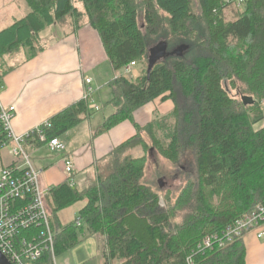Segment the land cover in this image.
<instances>
[{"label": "trees", "instance_id": "obj_1", "mask_svg": "<svg viewBox=\"0 0 264 264\" xmlns=\"http://www.w3.org/2000/svg\"><path fill=\"white\" fill-rule=\"evenodd\" d=\"M25 2L27 16L0 32V61L22 49L28 60L39 55L41 33L64 19L73 20L75 29L91 25L115 73L108 84L113 95L108 106L115 113L96 135L124 122L136 128L133 138L97 164L93 186H72L73 173L47 194L56 255L80 242L85 225L90 236L105 240L106 264H188L191 257L194 264H247L243 239L225 248L196 249L205 237L222 234L264 202V128L254 129L264 120V0H245L242 9L237 0H196L200 15L193 0H153L144 10L146 35L131 0ZM160 11L167 16L168 47L177 42L188 49L159 62L149 77L147 38L160 35ZM132 63H145L134 81L122 74ZM242 96L255 104L245 106ZM159 98L172 101L174 110L138 125L135 113ZM93 115L81 100L50 120L48 136L62 138ZM40 147L34 141L27 151ZM186 150L193 151L197 180L174 201L168 193L162 198V191L144 181L147 159L155 151L178 164ZM80 203L82 226L62 227L59 213Z\"/></svg>", "mask_w": 264, "mask_h": 264}, {"label": "crops", "instance_id": "obj_2", "mask_svg": "<svg viewBox=\"0 0 264 264\" xmlns=\"http://www.w3.org/2000/svg\"><path fill=\"white\" fill-rule=\"evenodd\" d=\"M19 1L26 6L19 3L15 12L28 14L30 9L27 10L25 0ZM19 19L15 18L8 27ZM41 41H46L48 46L42 47V52L32 59L28 60L27 52L22 49L8 53L0 61L4 86L1 99L5 107L16 108L12 126L17 135L27 133L84 100L87 79L92 80L91 86L96 94L97 92L106 94L107 105L113 98L108 84L115 79V73L111 72L112 66L101 37L91 25L75 29L70 20L64 19L45 29L41 33ZM101 66L109 72L107 80L110 81L106 82L98 77ZM111 74L114 75L112 79ZM100 87L101 90L98 89ZM95 103L99 106L96 100ZM108 107H110L106 108L108 114L101 116L96 131L93 122L96 120L95 114L99 111L93 112L94 115L88 121L61 138L67 145L66 153H54L45 146L30 151L33 156L43 152L49 155H52L50 152L53 153V157L43 155L37 162L41 172V186L45 191L49 193L53 188L69 180L70 177L63 173L65 158L73 159L75 173L73 180L76 185L79 174L88 181L89 170H94L97 164L103 162L117 147L136 135V128L130 122H124L106 134L96 135L105 120L115 113L112 106ZM173 110L172 101L159 98L139 109L135 113V121L138 125L145 126L154 119L155 114L166 115ZM5 162L11 164L10 158H6ZM59 223L61 224L60 220ZM262 230L264 232V225ZM243 243L247 250V264H264V236L258 238L256 232H251L243 237ZM100 264H103L102 260Z\"/></svg>", "mask_w": 264, "mask_h": 264}, {"label": "built area", "instance_id": "obj_3", "mask_svg": "<svg viewBox=\"0 0 264 264\" xmlns=\"http://www.w3.org/2000/svg\"><path fill=\"white\" fill-rule=\"evenodd\" d=\"M230 2L231 0H226ZM245 0H237L236 7L242 9ZM136 63L124 69L129 75ZM86 94L89 110L100 111L95 103L92 80H86ZM4 89L0 73V251L11 264H56V232L53 231L50 213L46 203L48 194L41 186V172L32 162L27 148L37 141L51 152L64 154L66 143L61 138L48 136L52 128L47 121L23 135H17L12 126L16 114L14 106L5 107L1 94ZM264 102V101H263ZM10 158L11 164L5 162ZM66 173L74 172L73 159L63 160ZM71 185H75L74 180ZM82 226L81 219L75 222ZM264 202L259 203L247 216L228 226L222 234L205 237L197 246V252H206L215 247L225 248L246 234L256 232L258 238L264 236ZM38 229V232H33ZM188 264H194L192 257Z\"/></svg>", "mask_w": 264, "mask_h": 264}, {"label": "rangeland", "instance_id": "obj_4", "mask_svg": "<svg viewBox=\"0 0 264 264\" xmlns=\"http://www.w3.org/2000/svg\"><path fill=\"white\" fill-rule=\"evenodd\" d=\"M152 1L153 0H131L133 5L137 6L139 9V22L142 27L143 33L145 35L148 32L146 29L144 10L146 8L145 6L151 5ZM19 3L26 6L25 3L23 2L21 3L19 0H14V1L0 0V31L8 27V25H10L15 18L19 19L27 14V12L19 13V14L15 12V8H17ZM27 10L29 11L28 7ZM193 10L197 15H200V10L198 8V4L196 0H193ZM68 20H70L71 24L73 25L74 23L73 20L71 19ZM156 20L158 24L157 30L160 33V35L147 38L148 52L150 51V49L157 46L160 42H167L170 40L169 27L167 26V16L161 11L157 12ZM177 44H178L177 42L174 44L172 43L173 46L172 45L170 46L169 51L173 52L175 50H179L182 46L186 45V44H180V46H176ZM46 46H48L47 42L41 41L40 47L46 48ZM134 68L131 74L127 75L124 71L122 72V74H124V76L129 78L130 80L134 81L138 78L140 74L144 73L145 63L144 64L138 63L137 66ZM111 72L112 74H114L113 69H111ZM112 74H111V79L112 77H114V75ZM98 75L100 79L102 80L104 79L106 82L110 81L107 80L109 77V72L106 69H104V67L102 66L98 71ZM226 87L232 96L237 97V90H233L229 83H226ZM98 89L101 90V87ZM106 97L107 96L105 93L97 92V94L95 95L96 98L95 100L100 106V111L96 113L94 116L96 117V120L93 122L94 131L97 130V126L99 123V119H101V116H104V114L105 115L108 114L106 112V108H110V107H108L107 103L105 102ZM260 103L264 113V102L260 101ZM86 126L88 125L86 124ZM263 128H264L263 121L254 126L255 131H260ZM158 134H159L158 136L161 137L160 133ZM31 154L33 153H30L31 162L37 170H39L38 168L39 165L37 163L39 159L43 155H49L47 152H43L37 156H33ZM50 154L52 155L49 156L53 157V153L50 152ZM63 166H64L63 173L69 178L70 175L66 173L65 165ZM98 173H99L98 168L97 171H95V169L89 170V172L87 173L88 181H85L86 177L84 179L82 175L79 174L76 183V188H78L79 190H84L93 186ZM144 176H145L144 177L145 183L149 187H151L152 190L156 192L158 190L162 191L161 192L162 198L165 197V193H168L171 196L172 201H174L173 198H176L180 195L181 191L185 188L187 183L192 184L193 181L195 182L197 180V167H196L193 151L186 150L182 155V158L180 159L178 164H173L167 161L158 152L156 153L155 151H153L152 154H150L149 158L147 159V166L145 169ZM172 201L171 203H174ZM165 204L167 206L168 203L166 202ZM83 206L84 203H80L61 213L59 215V220L61 222L60 225L62 227L73 225L75 221L79 219V213L80 210L83 208ZM79 238H80V242L74 248L56 255V259H55L56 264H100L101 260L103 261L104 264L103 255L105 252H107L105 240L103 238H96L94 236H90L85 225L81 230H79ZM113 264H118V263L114 262Z\"/></svg>", "mask_w": 264, "mask_h": 264}, {"label": "water", "instance_id": "obj_5", "mask_svg": "<svg viewBox=\"0 0 264 264\" xmlns=\"http://www.w3.org/2000/svg\"><path fill=\"white\" fill-rule=\"evenodd\" d=\"M188 49L187 46H182L179 50L173 52L169 51L167 42H160L157 46L150 49L148 56V76L150 77L151 71L159 62L165 60L172 55L182 56V54ZM242 102L245 106H252L255 104V100L252 97L242 96ZM0 264H11L8 259L0 251Z\"/></svg>", "mask_w": 264, "mask_h": 264}]
</instances>
